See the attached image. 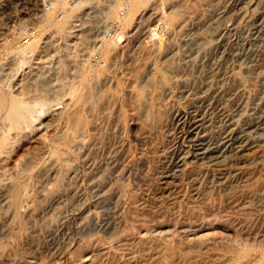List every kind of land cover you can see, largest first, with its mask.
<instances>
[{"label":"rangeland","instance_id":"rangeland-1","mask_svg":"<svg viewBox=\"0 0 264 264\" xmlns=\"http://www.w3.org/2000/svg\"><path fill=\"white\" fill-rule=\"evenodd\" d=\"M260 29L264 0H0V264H264Z\"/></svg>","mask_w":264,"mask_h":264},{"label":"bare ground","instance_id":"bare-ground-1","mask_svg":"<svg viewBox=\"0 0 264 264\" xmlns=\"http://www.w3.org/2000/svg\"><path fill=\"white\" fill-rule=\"evenodd\" d=\"M231 2V1H230ZM243 3V2H242ZM240 7V6H239ZM225 16H227V15H225ZM224 16V17H225ZM260 18V17H259ZM263 18V17H262ZM219 20V19H218ZM234 20V19H233ZM223 23V22H222ZM259 24H260V21H259ZM253 26V25H252ZM260 27V26H259ZM262 27V26H261ZM256 28H258V27H256ZM152 32H153V30H152ZM252 32V31H251ZM257 32H259V36L256 34V36H257V38L256 39H259L260 41H262L261 43H262V45L264 46V31L263 30H257ZM149 33V32H148ZM151 34H153V33H151ZM219 35V34H218ZM249 35V34H248ZM121 37V36H120ZM216 37V36H215ZM222 37H223V35H222ZM253 38V37H252ZM119 39V38H118ZM218 39V38H217ZM255 39V40H256ZM251 40V39H250ZM254 40V39H253ZM247 42V41H246ZM256 42V41H255ZM240 43V42H239ZM260 43V42H259ZM245 44V43H244ZM236 45V44H235ZM261 45V44H260ZM256 46H257V44H256ZM193 48H195L196 49V47H194V46H192ZM199 47V46H198ZM234 47V46H233ZM236 48V47H235ZM262 49H263V47H261ZM237 50V49H236ZM244 50V49H243ZM189 51V50H188ZM217 51V50H216ZM248 51V50H247ZM254 51V50H253ZM198 51H197V49L196 50H193L192 51V53H197ZM219 52V51H218ZM242 52H244V51H242ZM189 53V52H188ZM201 53V52H200ZM238 54V53H237ZM246 54V53H245ZM199 55H202V53L201 54H199ZM222 55V54H221ZM241 55V54H240ZM242 55H243V53H242ZM241 55V56H242ZM193 56V55H192ZM191 56V57H192ZM195 56V55H194ZM207 56V55H206ZM248 56V55H247ZM196 57V56H195ZM200 57V56H199ZM209 57V56H208ZM188 59H189V57H187ZM242 58V57H241ZM245 58V57H244ZM247 58V57H246ZM245 58V59H246ZM191 59V58H190ZM200 59H202V58H199V60ZM233 59V58H232ZM228 59H226V61H227ZM240 60H242V59H240ZM183 61V60H182ZM193 61V60H192ZM197 61H198V59H197ZM205 61V60H204ZM203 61V62H204ZM230 61V60H229ZM190 62V61H189ZM206 62V61H205ZM209 62V61H208ZM192 63V62H191ZM193 64H194V62H193ZM230 64V63H229ZM191 65V64H190ZM189 65V66H190ZM205 65H207V63L205 64ZM244 65V64H243ZM197 66V65H196ZM223 66V65H222ZM203 67V66H202ZM206 67V66H205ZM230 67V66H229ZM233 68V67H232ZM209 69V68H208ZM225 69V68H224ZM194 71L195 70H197V68L196 69H193ZM216 70V69H215ZM224 72V71H223ZM211 73V72H210ZM211 75V74H210ZM213 75V74H212ZM211 75V76H212ZM221 75H222V73H221ZM205 76V75H204ZM207 76V75H206ZM222 77V76H221ZM224 78V77H223ZM205 81V80H204ZM221 82V81H220ZM208 83V82H207ZM201 84H203L202 82H201ZM205 84H206V82H205ZM206 85H204V87H205ZM203 87V86H202ZM184 89V88H183ZM204 89V88H203ZM202 89V90H203ZM213 89V88H212ZM219 89V88H218ZM200 90V89H199ZM201 90V91H202ZM192 91V90H191ZM195 91V90H194ZM206 91V90H205ZM217 91V90H216ZM198 92V91H197ZM200 92V91H199ZM215 94H216V92H215ZM217 94H218V92H217ZM198 95V94H197ZM205 96V95H204ZM191 97H192V95H191ZM200 98V97H199ZM204 99V98H203ZM195 100V99H194ZM202 100V99H201ZM200 100V101H201ZM200 108V107H199ZM211 108V107H210ZM259 109V108H258ZM200 112V111H199ZM232 113V112H231ZM264 114H262V116H263ZM209 117H210V115H209ZM220 117V116H219ZM264 117V116H263ZM201 120V119H200ZM260 120V119H259ZM229 122H230V120H229ZM250 122V121H249ZM201 123V122H200ZM246 123V122H245ZM254 123V122H253ZM264 123V122H263ZM256 124V123H255ZM200 125V124H199ZM233 125V124H232ZM227 126V125H226ZM243 126V125H242ZM202 127V126H201ZM228 127V126H227ZM244 127V126H243ZM250 127H253V125H247V126H245L244 127V129L246 130V129H249ZM194 128V127H193ZM200 128V127H199ZM222 128V127H221ZM243 129V130H244ZM236 130H238V129H236ZM241 130V129H240ZM231 131V130H230ZM235 131V130H234ZM261 131V130H260ZM241 132H242V130H241ZM244 132V131H243ZM246 132V131H245ZM252 132V131H251ZM192 133V132H191ZM234 133V132H233ZM247 133V132H246ZM232 134V133H231ZM240 134V133H239ZM245 134V133H244ZM236 135V134H235ZM258 135V134H257ZM239 136V135H238ZM236 137V136H235ZM246 137V136H245ZM250 137V136H249ZM201 139H203V138H201ZM243 139V138H242ZM241 138H239V137H236V138H234V137H229V136H224V137H222L221 138V140H218L219 142H218V144H216L215 146H209V147H205L204 145H202V144H200L199 143V148H198V153H197V155L200 157V158H204V157H207V158H209V160L210 159H218V158H220V157H223L224 155H226V153H228V152H230V151H232V148H233V146H232V144L233 143H237V144H239V146L238 147H241V140H242ZM245 139V138H244ZM248 138H246V140H247ZM208 140V139H207ZM244 141V140H243ZM248 142V141H247ZM204 143V142H203ZM198 144V143H197ZM245 144V143H244ZM247 144V143H246ZM249 144V143H248ZM235 147H236V145H235ZM241 149V148H240ZM244 149V148H243ZM199 150H201V151H199ZM233 150H235V149H233ZM193 154V153H192ZM233 154V153H232ZM185 156V155H184ZM194 156V155H193ZM228 159V158H227ZM201 160V159H200ZM226 160V159H225ZM217 164V163H216ZM174 177V176H173ZM108 226V225H107Z\"/></svg>","mask_w":264,"mask_h":264}]
</instances>
